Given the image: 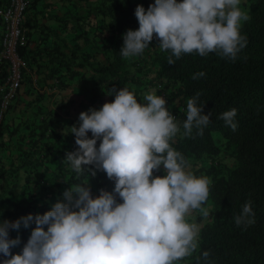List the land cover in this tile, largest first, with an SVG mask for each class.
I'll list each match as a JSON object with an SVG mask.
<instances>
[{"label":"clouds","instance_id":"clouds-1","mask_svg":"<svg viewBox=\"0 0 264 264\" xmlns=\"http://www.w3.org/2000/svg\"><path fill=\"white\" fill-rule=\"evenodd\" d=\"M240 4L241 0H154L147 9L140 4L135 9L139 28L123 34L120 54L126 59L139 56L155 39L161 51L171 53L169 64L193 53L215 52L235 60L247 45L242 22L250 19ZM204 75L200 72L193 79ZM109 95L114 101L81 112L78 125L68 127L78 147L66 152L62 162L77 177L104 172L114 189L102 188L93 196L89 180L70 184L63 200L49 211L0 220V264H177L199 248L200 229L187 217L194 210L203 218L209 216L205 204L211 180L189 171L188 160L172 143L177 135L191 137L193 129L202 135L211 113L198 105L197 93L187 100L181 127L164 96L147 92L138 102L126 87L113 88ZM236 115L233 108L219 119L235 131ZM161 166L164 175H155ZM253 216L249 201L234 217L235 223L251 225ZM22 227L31 228V233L22 251L13 254L22 241L19 235L11 238L10 232ZM209 255L204 251L202 258Z\"/></svg>","mask_w":264,"mask_h":264},{"label":"trees","instance_id":"trees-1","mask_svg":"<svg viewBox=\"0 0 264 264\" xmlns=\"http://www.w3.org/2000/svg\"><path fill=\"white\" fill-rule=\"evenodd\" d=\"M152 3L154 0H100L88 14L80 16L87 18V28L82 23L81 30L75 32L72 56L59 61L51 75L59 76L64 68L75 75L77 70L73 67L92 72L84 102L97 110L114 101L115 96L109 95L113 88L126 87L142 102L143 95L152 92L150 88L154 86L156 93L167 100V107L181 127L186 120L187 100L199 93L198 105H204L205 114L211 113V122L202 135L196 129L191 137L177 135L172 147L188 160L189 171L210 178V194L205 204L209 216L203 218L194 210L200 223L199 248L177 264H198V256L199 264H264V0L241 1L240 7L250 19L242 22L241 34L246 36L247 45L235 60L222 58L215 52L207 56L193 53L179 59L173 57L175 63L169 64L171 53L161 51L155 39L141 55L123 58L120 54L123 34L139 28L136 7L142 4L147 9ZM26 45L20 47V53L29 64L31 54ZM6 71L7 64H0V81ZM200 72L205 75L193 79ZM233 108L237 109L235 131L219 119ZM55 122L56 118L51 116L39 123V139L51 135ZM2 123L1 120L0 135L6 126ZM54 136L58 138L57 134ZM77 147L75 137L70 138V143H62L56 160L62 163L66 152ZM42 149L44 156L53 153L50 139L43 143ZM24 152L31 158L29 151ZM69 172L65 188L91 177L87 173L77 177L71 169ZM159 172H163V166ZM249 201L255 223L237 226L234 217L241 214ZM22 205V202L2 203L0 209H7L3 215L10 219ZM204 251L210 253L207 260L202 258Z\"/></svg>","mask_w":264,"mask_h":264},{"label":"crops","instance_id":"crops-1","mask_svg":"<svg viewBox=\"0 0 264 264\" xmlns=\"http://www.w3.org/2000/svg\"><path fill=\"white\" fill-rule=\"evenodd\" d=\"M4 1L6 0H0ZM99 1L31 0V7L26 15V47L31 54L29 69L17 100L0 119L6 125L0 135V204L22 202L23 205L10 219L3 215L7 209H0V220L15 221L28 214H43L58 200H63V192L67 189L63 184L70 174V166L64 162L59 163L56 157L59 156L57 154L62 143L68 144L70 138L75 137L68 133V127L78 125L77 116L83 110L91 109L84 101L88 93L87 80L92 72L84 67H73L77 70L75 75L64 68L59 76H52L51 70L67 55L72 56L75 32L81 30L82 23L85 28L88 25L87 18L82 19L80 16L88 14L91 7ZM1 30L0 22V34ZM51 116L56 118L51 135H47L46 139H39V123ZM49 139L53 153L44 156L42 146ZM24 150L31 153V158ZM36 161L37 164H34ZM156 175L162 176L164 171ZM87 180L92 192L98 195L102 188L109 191L114 189V182L104 172L97 171L95 176ZM187 220L200 227L194 211L190 212ZM30 233L31 228L23 227L19 232H10L11 238L19 235L22 241L19 247L12 250L13 254L22 251ZM3 259L0 256V260Z\"/></svg>","mask_w":264,"mask_h":264},{"label":"built area","instance_id":"built-area-1","mask_svg":"<svg viewBox=\"0 0 264 264\" xmlns=\"http://www.w3.org/2000/svg\"><path fill=\"white\" fill-rule=\"evenodd\" d=\"M30 7L31 0H6L0 3V64H7L6 75L0 81V119L17 100L29 69L28 62L20 53V47L28 42L25 23Z\"/></svg>","mask_w":264,"mask_h":264},{"label":"rangeland","instance_id":"rangeland-1","mask_svg":"<svg viewBox=\"0 0 264 264\" xmlns=\"http://www.w3.org/2000/svg\"><path fill=\"white\" fill-rule=\"evenodd\" d=\"M154 89H155V87H154V86H151V91L156 93V91H155ZM156 94H157V93H156ZM157 95H158V94H157Z\"/></svg>","mask_w":264,"mask_h":264}]
</instances>
